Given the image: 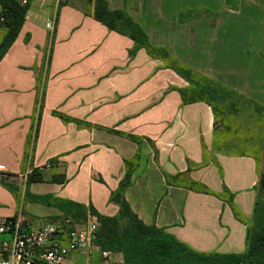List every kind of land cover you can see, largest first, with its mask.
<instances>
[{
	"label": "crops",
	"instance_id": "crops-1",
	"mask_svg": "<svg viewBox=\"0 0 264 264\" xmlns=\"http://www.w3.org/2000/svg\"><path fill=\"white\" fill-rule=\"evenodd\" d=\"M106 1L151 45L208 78L211 92L223 88L264 108V0ZM134 48L128 34L94 18L92 0H31L0 62V217L63 218L58 201L85 207L86 222L89 214L99 222L91 210L115 217L111 196L134 161L124 197L139 220L201 253H244L257 155L239 151L232 126L221 133L207 97L185 102L181 92L192 86L145 49L131 55ZM203 184L233 193L248 223L203 194ZM123 262L111 252L107 264Z\"/></svg>",
	"mask_w": 264,
	"mask_h": 264
},
{
	"label": "trees",
	"instance_id": "trees-1",
	"mask_svg": "<svg viewBox=\"0 0 264 264\" xmlns=\"http://www.w3.org/2000/svg\"><path fill=\"white\" fill-rule=\"evenodd\" d=\"M92 1L94 18L97 21L110 31L128 34L135 42L131 55L139 49H145L151 57L163 61L167 68L172 69L192 86L191 90L181 92L185 102L199 100L202 95L207 97L217 116V124L219 116L216 106H221L224 114L232 118L235 123H238L235 117L245 114L246 111L249 112L247 117L252 123L255 116L264 114L263 107L226 89L221 88V91L217 89V93L211 92V85L208 86L211 81L208 78L183 66L165 49L151 45L144 30L123 11H110L106 0ZM228 2L230 3V0H227V4ZM28 10L29 5L21 6L19 0H0V29L4 30L3 40L0 41V62L17 40ZM202 86L203 88H200ZM242 101L246 102L247 106ZM225 119L229 121L228 118ZM230 127L226 126V130ZM135 166L134 161L126 163L125 178L111 196V201L119 205L118 215L103 217L91 210L100 223L94 240L98 250L122 254L123 264H264V174L261 175L257 186L254 214L247 228L246 251L242 254L201 253L179 241L166 230L145 225L133 213L124 196L125 191L132 184ZM34 181L35 179L30 177L28 183ZM58 206L63 210L65 217L72 218L75 225L82 226L87 223L85 207L59 201ZM234 215L238 219L235 213ZM238 220L244 222L241 219Z\"/></svg>",
	"mask_w": 264,
	"mask_h": 264
},
{
	"label": "built area",
	"instance_id": "built-area-1",
	"mask_svg": "<svg viewBox=\"0 0 264 264\" xmlns=\"http://www.w3.org/2000/svg\"><path fill=\"white\" fill-rule=\"evenodd\" d=\"M27 6L31 0H19ZM46 3L48 0H40ZM56 7L70 0H52ZM2 175L0 174V179ZM100 224L88 215V222L77 226L69 217L43 218L29 223L21 215L0 217V264H76L72 257H81L85 264H107L111 252L102 251L101 260L92 263L96 232Z\"/></svg>",
	"mask_w": 264,
	"mask_h": 264
},
{
	"label": "rangeland",
	"instance_id": "rangeland-1",
	"mask_svg": "<svg viewBox=\"0 0 264 264\" xmlns=\"http://www.w3.org/2000/svg\"><path fill=\"white\" fill-rule=\"evenodd\" d=\"M4 31V30H3ZM4 33L0 35V41L3 40ZM244 105L247 106L246 102L242 101ZM218 105V104H216ZM243 106V104H241ZM217 108V113L219 116V125L221 127V133H226V126H232V128H235L236 131L240 134L239 137H236V139L240 140L241 144V149L239 150L240 152L244 151H252L257 155L259 165H261V174H264V114L261 116L256 114L253 118V123L252 121L247 117L248 113L246 111L245 114H241L238 117H235V119L238 121V123H235V121L232 122V120H227L225 119L226 114H224V111L222 107L216 106ZM226 113V112H225ZM220 136V134L218 135ZM219 151L215 147V152ZM220 153H226L224 151H219ZM230 153H236V152H230ZM260 181V180H259ZM203 194L206 195H214L224 201L231 210L233 211V214L235 213L238 216V219L245 221L247 220L246 218L243 217V214L241 210L237 207L236 203L234 202V195L231 192H228L226 190H223L220 194L214 193L212 190H210L206 185L203 184ZM247 222V221H246ZM248 223V222H247ZM3 239H7V236H0V242ZM247 249V248H246ZM83 261V260H82ZM79 261L78 264H83L84 261Z\"/></svg>",
	"mask_w": 264,
	"mask_h": 264
}]
</instances>
